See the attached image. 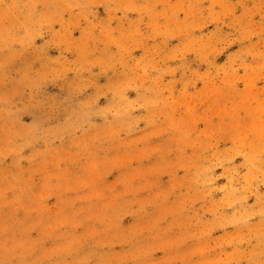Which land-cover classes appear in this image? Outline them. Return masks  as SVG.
I'll use <instances>...</instances> for the list:
<instances>
[{"label":"rangeland","instance_id":"374dc122","mask_svg":"<svg viewBox=\"0 0 264 264\" xmlns=\"http://www.w3.org/2000/svg\"><path fill=\"white\" fill-rule=\"evenodd\" d=\"M0 264H264V0H0Z\"/></svg>","mask_w":264,"mask_h":264}]
</instances>
